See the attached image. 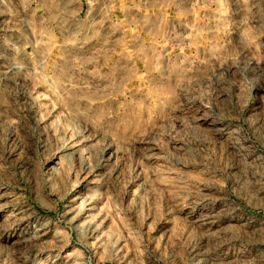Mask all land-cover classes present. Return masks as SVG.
Returning <instances> with one entry per match:
<instances>
[{"label": "rangeland", "instance_id": "374dc122", "mask_svg": "<svg viewBox=\"0 0 264 264\" xmlns=\"http://www.w3.org/2000/svg\"><path fill=\"white\" fill-rule=\"evenodd\" d=\"M0 264H264V0H0Z\"/></svg>", "mask_w": 264, "mask_h": 264}]
</instances>
